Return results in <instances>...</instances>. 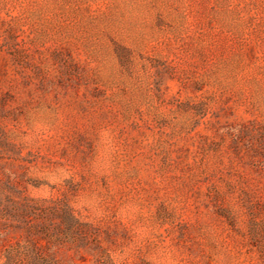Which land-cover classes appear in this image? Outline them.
<instances>
[{"label":"rangeland","instance_id":"obj_1","mask_svg":"<svg viewBox=\"0 0 264 264\" xmlns=\"http://www.w3.org/2000/svg\"><path fill=\"white\" fill-rule=\"evenodd\" d=\"M0 264H264V0H0Z\"/></svg>","mask_w":264,"mask_h":264}]
</instances>
